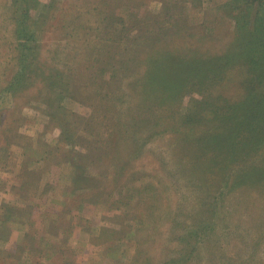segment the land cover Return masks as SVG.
<instances>
[{
	"label": "rangeland",
	"instance_id": "rangeland-1",
	"mask_svg": "<svg viewBox=\"0 0 264 264\" xmlns=\"http://www.w3.org/2000/svg\"><path fill=\"white\" fill-rule=\"evenodd\" d=\"M263 3L0 0V264H264Z\"/></svg>",
	"mask_w": 264,
	"mask_h": 264
},
{
	"label": "trees",
	"instance_id": "trees-1",
	"mask_svg": "<svg viewBox=\"0 0 264 264\" xmlns=\"http://www.w3.org/2000/svg\"><path fill=\"white\" fill-rule=\"evenodd\" d=\"M262 5L257 7V9L250 8L249 11H244V15L241 17V21L238 22L240 30H245V28L248 27V30H253L249 33L247 36V40H243L244 45L247 43V51L244 54H249L250 57V64L251 67L254 69L256 74H259L260 78V84L262 83V87H264V11H262ZM243 29V30H242ZM233 58L239 57L238 53L232 55ZM232 56H229L231 58ZM232 58V59H233ZM218 58H213V61L209 60L208 63L203 66V69L207 70H215V66L213 64H216L219 62L217 60ZM189 68H191V64L189 63ZM264 96V95H263ZM263 96H251L248 100L243 101L239 106L243 108V118L240 119L242 126L237 125L232 128V134L235 135H241V133L248 129V122H253L261 127L264 126V123H261L264 121V114L260 115L264 112V100H259ZM259 100V101H258ZM255 104V105H254ZM238 108L236 111H238ZM194 117H191L190 121H193ZM253 120V121H252ZM254 124V125H255ZM193 125V124H190ZM256 126V125H255ZM245 138V136H241V141ZM247 140V137L245 138V141ZM261 144L264 143V137L263 139H260ZM264 183V182H263ZM263 185V184H261Z\"/></svg>",
	"mask_w": 264,
	"mask_h": 264
}]
</instances>
